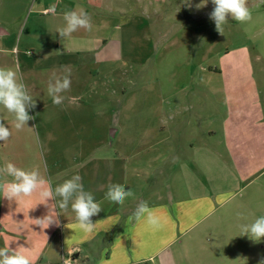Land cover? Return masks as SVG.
I'll return each mask as SVG.
<instances>
[{"label":"rangeland","instance_id":"1","mask_svg":"<svg viewBox=\"0 0 264 264\" xmlns=\"http://www.w3.org/2000/svg\"><path fill=\"white\" fill-rule=\"evenodd\" d=\"M164 2L155 3L147 15L138 17L141 27L133 34L123 28L106 35L121 43H109L101 52H81L80 59L87 62L84 68L80 63L63 73L40 69L25 74L22 81L36 100L35 108L29 109L34 119L20 131L12 127L10 137L24 140L28 154L37 152L30 164L41 168L52 185L56 170L66 171L67 156L83 148L92 156L114 150L121 134L114 137L113 133L125 125L135 124L136 137L145 142L153 134L151 156L162 152L158 137H163L164 124L170 126L169 145L174 151L165 165L171 167V176H178L187 163L183 158L186 141L199 140L184 131L187 123L190 131L199 125L212 127L219 138L226 123L245 124L250 134L259 130L264 135V0H248L252 20L241 24L229 18L223 35L210 19L211 0ZM24 40L25 35L22 43ZM53 52L56 50H44L43 54ZM69 70L71 87L67 95L61 94L63 103L56 105L48 95V83ZM9 116L15 123L14 114ZM157 127L159 130L151 131ZM127 132L131 134L129 128ZM248 144L245 155H259L260 159L245 162L242 176L232 175L233 182L225 187L227 205L216 214L220 223L216 234L205 235L197 244L198 254L213 253V263L260 264L264 260V238L253 242L241 236L239 227L264 215V137L259 144ZM227 148L218 141L221 154L226 155ZM0 153L4 151L0 149ZM140 153L146 164V151ZM234 165L230 163L232 170ZM154 166L148 168L155 178L151 191L162 189L169 179L164 177L161 161Z\"/></svg>","mask_w":264,"mask_h":264},{"label":"crops","instance_id":"2","mask_svg":"<svg viewBox=\"0 0 264 264\" xmlns=\"http://www.w3.org/2000/svg\"><path fill=\"white\" fill-rule=\"evenodd\" d=\"M164 1L0 0V67L18 65L21 80L25 74L40 69L63 73L80 63L84 68L87 62L80 59L81 52H101L109 43H121V39H108L106 35L116 33L117 29L122 32L123 28V32L133 34L141 27L138 17L147 15L155 3L165 4ZM81 9L89 14L92 30L80 28L62 40L57 32L65 25L64 12ZM129 41L130 38L126 43ZM44 50L56 52L43 54ZM9 114L0 106V120L11 133L12 127L20 131L10 121ZM190 125L187 123L184 131L189 136L197 135L199 140L197 143L186 141L183 158L189 164L183 165L178 176L175 173L171 176L169 171L168 162L174 150L169 145L171 130L168 124L161 128L163 137H158L157 143L162 145L158 156L148 154L154 151L153 134L146 142L139 140L135 133L138 127L130 124L114 131V137L121 134L114 150L92 156L88 148L86 151L83 148L80 153L66 157L67 169L65 172L56 170L57 180L52 187L79 174L85 190L91 191L103 208L91 218L97 225L94 234L87 239L70 205L67 211L59 210V226L43 229L34 224V220L47 215L48 208L37 204V195L19 203L0 197V247L10 240L9 246L13 249L17 245L28 247L33 264H218L212 261L213 253L202 251L198 254L196 250L201 249L197 244L205 235L216 234L220 226L216 214L227 205L229 197L225 187L233 182L232 175L242 176L245 162L260 159L259 155L253 158L245 155L249 153L245 143L249 142L248 146L259 144L264 135L259 130L250 134L245 124L226 123L219 138L212 127L199 125L190 131ZM154 130L159 127L151 131ZM219 140L228 147L226 155L217 150ZM23 142L21 138L13 141L11 137L0 142V149L5 153H0V167L11 162L26 170L34 169L30 163L37 152L28 154ZM104 142L111 146L110 142ZM140 149L146 151V164L144 157L140 158ZM160 161L164 177L169 179L162 189L151 191L155 178L148 168L154 169V163ZM230 163L235 164L234 170ZM38 171L44 176L41 168ZM109 184L123 185L133 195L123 206L111 203L104 199ZM221 197L224 198L219 200ZM141 201L147 202L155 223H148L146 217L139 221L134 218L133 213Z\"/></svg>","mask_w":264,"mask_h":264},{"label":"clouds","instance_id":"3","mask_svg":"<svg viewBox=\"0 0 264 264\" xmlns=\"http://www.w3.org/2000/svg\"><path fill=\"white\" fill-rule=\"evenodd\" d=\"M211 2L214 9L210 13V19L214 21L216 30L221 35H223L224 26L228 24L230 19L241 24L252 20L248 0H211ZM63 18L65 25L57 32L62 40L80 28L88 31L93 28L89 14L83 9L65 11ZM70 76L69 70L63 76L54 77L49 81L47 92L54 104L61 105L63 103L64 96L61 94L70 89ZM0 106L14 114L17 130L24 128L29 120L34 119L33 116L29 115V109L35 108L36 100L20 79L18 65L15 68L0 67ZM10 136L9 127L0 120V142L8 141ZM34 195L39 198L37 204H44L48 208L47 215L34 220V224L43 229L52 225L59 226L58 217L61 215L59 210L67 211L70 205L85 238L87 239L94 234L97 222L93 223L91 218L100 213L103 208L96 201L94 194L85 190L82 177L79 174L73 175L53 188L51 180L42 176L36 169L26 170L11 162L0 167V197L19 203ZM132 195L133 193L126 190L123 185L109 184L104 199L123 206L126 199ZM49 201L53 203H49ZM133 216L137 221L146 217L148 223H155L153 213L146 201H141L137 205ZM239 227L241 236H247L253 242L258 243L264 238V215L255 218L250 223L240 224ZM10 241L4 247H0V264H33L30 249L23 245H17L13 249L9 246ZM260 264H264V260L260 261Z\"/></svg>","mask_w":264,"mask_h":264},{"label":"built area","instance_id":"4","mask_svg":"<svg viewBox=\"0 0 264 264\" xmlns=\"http://www.w3.org/2000/svg\"><path fill=\"white\" fill-rule=\"evenodd\" d=\"M65 264H69V263H65Z\"/></svg>","mask_w":264,"mask_h":264}]
</instances>
